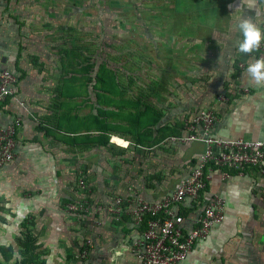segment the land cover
<instances>
[{
  "label": "crops",
  "instance_id": "crops-1",
  "mask_svg": "<svg viewBox=\"0 0 264 264\" xmlns=\"http://www.w3.org/2000/svg\"><path fill=\"white\" fill-rule=\"evenodd\" d=\"M195 1L205 12L191 17L187 40L209 61L204 89L180 92V98L168 90V97L102 91L94 75L87 89L79 48L68 45V0H0V70L16 76L15 96L0 105V122L20 119L15 158L0 167V225H7L0 233L6 231L13 251L26 222L42 264H114L116 251L122 254L115 264H141L133 248L149 217L135 224L138 200L156 202L173 192L205 150L201 141L168 138L210 111L213 137L264 141V86L246 74L249 62L264 58V42L241 53L237 28L241 15L255 16L262 27L264 17L238 8L240 0ZM255 8L264 13V0ZM58 18L60 35L51 37ZM206 175L200 200L178 205L181 224L193 228L212 196L222 199L224 217L179 264H264V176L255 168L240 174L226 167ZM84 197L90 214L66 210ZM116 199L122 200L119 215L108 210Z\"/></svg>",
  "mask_w": 264,
  "mask_h": 264
},
{
  "label": "rangeland",
  "instance_id": "rangeland-1",
  "mask_svg": "<svg viewBox=\"0 0 264 264\" xmlns=\"http://www.w3.org/2000/svg\"><path fill=\"white\" fill-rule=\"evenodd\" d=\"M180 5L181 0H68V45H77L79 60L84 65L93 64L96 74L102 65L105 72L110 71L109 77L101 76L104 83H95V89L159 96L162 92L167 97L171 91L170 96L180 98L195 88L202 91L209 60L205 50L191 48L189 36L180 32L190 30L191 17L205 10L198 8L203 5L191 4L192 10L180 9ZM56 21L51 29L58 31L51 37L59 36L63 26L59 18ZM73 55L70 51V58ZM88 77L85 74L87 89L92 87ZM102 101L103 105L109 103ZM13 252L12 243L0 245V264L12 263Z\"/></svg>",
  "mask_w": 264,
  "mask_h": 264
},
{
  "label": "built area",
  "instance_id": "built-area-1",
  "mask_svg": "<svg viewBox=\"0 0 264 264\" xmlns=\"http://www.w3.org/2000/svg\"><path fill=\"white\" fill-rule=\"evenodd\" d=\"M261 51L264 56V46ZM15 85L14 73L8 69L0 70V105L15 96ZM20 105L23 106V103ZM19 121L16 118L7 125L0 122V167L10 164L15 158V135ZM215 121L210 111L200 112L185 125L183 135L168 138L167 141L177 143L201 141L205 144V150L190 174L180 180L173 192L156 202L138 200L133 210L135 224H139L144 216L149 217L145 230L133 248L141 264L181 263L193 246L204 240L214 225L221 223L224 207L218 196H212L205 202L195 226L190 230L183 228L177 213L178 205L185 200L199 201L205 194L206 171L211 167H226L240 174L248 168H255L264 176V141L215 138L210 134ZM78 184L82 190L86 188L84 179L80 178ZM90 207L84 197L80 202L68 204L66 210L77 215L90 214ZM121 207L122 200L116 199L108 210L119 215Z\"/></svg>",
  "mask_w": 264,
  "mask_h": 264
},
{
  "label": "clouds",
  "instance_id": "clouds-1",
  "mask_svg": "<svg viewBox=\"0 0 264 264\" xmlns=\"http://www.w3.org/2000/svg\"><path fill=\"white\" fill-rule=\"evenodd\" d=\"M256 0H240V7L247 6L249 9L255 12V15L264 17V13L257 12L255 8ZM237 8V9H238ZM237 28L241 33L242 39L238 41L239 51L243 54H251L257 51L262 42H264V27L256 22L255 16H240L237 21ZM246 74L250 81L255 82L257 86H264V58L255 59L248 63ZM0 228L7 229V225H0ZM8 238L6 231L0 233V245L7 246ZM121 251H116L111 257L112 261H117V258L121 256ZM3 258L0 257V260ZM19 251L12 253V261L20 260Z\"/></svg>",
  "mask_w": 264,
  "mask_h": 264
},
{
  "label": "trees",
  "instance_id": "trees-1",
  "mask_svg": "<svg viewBox=\"0 0 264 264\" xmlns=\"http://www.w3.org/2000/svg\"><path fill=\"white\" fill-rule=\"evenodd\" d=\"M183 1L184 0H181V5H180L181 8L180 9L189 8L188 10H192V9H190L191 4H193V6H196V5L199 6L198 2L195 0H191L192 2H189V3H188V1H187V3L185 1L184 2ZM198 8L201 9L202 7H198ZM203 15H204V12H200L199 15L197 14V17H201ZM188 34H190L189 31L180 32V35H183V36H186ZM88 60L89 59H87V61ZM79 65H80V63H79ZM81 71L84 74L89 75V77L94 75L95 79L98 80L100 83L101 82L104 83L103 78L101 76L108 75V77H109V75H110V71L105 72V71H107V69L103 65L101 66L99 73L96 74V72H93V64H90V63L83 65L81 67ZM90 71H91V73H90ZM103 73H105V74H103ZM163 87H164V85H163ZM106 91H109V90H106ZM15 240H16V249H17V251H19L22 259L16 260L10 264H42L40 254L35 249V245H34L35 240H34L33 236L30 234L26 222L21 223L19 235L16 236Z\"/></svg>",
  "mask_w": 264,
  "mask_h": 264
}]
</instances>
